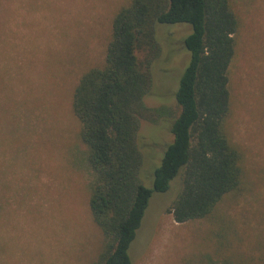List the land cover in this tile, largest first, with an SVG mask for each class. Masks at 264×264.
<instances>
[{"label": "rangeland", "instance_id": "374dc122", "mask_svg": "<svg viewBox=\"0 0 264 264\" xmlns=\"http://www.w3.org/2000/svg\"><path fill=\"white\" fill-rule=\"evenodd\" d=\"M129 0H0V264H94L101 233L88 207L94 175L71 110L78 77L102 65L111 23ZM240 20L230 68L226 132L242 156L240 190L209 217L178 224L168 213L180 176L153 193L132 264H264V0H231ZM159 53L140 120V183L172 142L187 24L156 25ZM144 53L138 54L141 60Z\"/></svg>", "mask_w": 264, "mask_h": 264}, {"label": "trees", "instance_id": "16d2710c", "mask_svg": "<svg viewBox=\"0 0 264 264\" xmlns=\"http://www.w3.org/2000/svg\"><path fill=\"white\" fill-rule=\"evenodd\" d=\"M163 24L191 27L184 39L190 61L169 110L172 142L148 189L138 179L136 135L140 120L156 123L161 111L143 99L159 53L155 27ZM239 29L231 0H129L114 15L102 65L78 77L71 99L94 175L88 207L102 238L94 264H132L130 250L152 194L171 190L178 176L167 210L178 224L209 217L240 190L242 156L226 132Z\"/></svg>", "mask_w": 264, "mask_h": 264}]
</instances>
